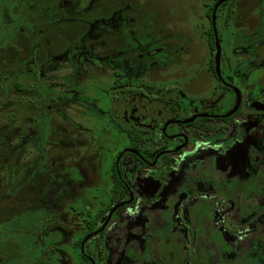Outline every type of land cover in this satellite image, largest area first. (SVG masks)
I'll return each mask as SVG.
<instances>
[{
	"label": "flooded vegetation",
	"instance_id": "1",
	"mask_svg": "<svg viewBox=\"0 0 264 264\" xmlns=\"http://www.w3.org/2000/svg\"><path fill=\"white\" fill-rule=\"evenodd\" d=\"M9 1L0 11V52L7 54L0 64L11 61L15 67L0 70V216L12 219L11 211L22 209V217L7 225L19 233L28 256L34 254L32 264H264L260 149L248 148L254 172L245 180L233 166L219 168L215 155L190 163L187 155L175 187L146 175L189 150L190 132L264 126V86L257 83L247 93L239 81L255 64L241 72L223 63L217 16L233 0L203 2L211 22V97L170 81L167 69L188 48L130 2L105 10L99 0H25L24 6L22 0ZM260 41L241 44L257 65L264 64ZM14 94L22 95L26 112L21 124ZM52 116L71 130L70 139H59L75 150L66 164H55L65 154L52 164L47 160ZM154 129L163 142L148 154L145 137ZM33 179L40 181L42 196L54 186L58 199L71 194L75 201L67 208L46 205L47 211L30 216L25 210ZM6 226H0V244L10 235ZM14 247L7 243L0 251L9 255Z\"/></svg>",
	"mask_w": 264,
	"mask_h": 264
},
{
	"label": "rangeland",
	"instance_id": "2",
	"mask_svg": "<svg viewBox=\"0 0 264 264\" xmlns=\"http://www.w3.org/2000/svg\"><path fill=\"white\" fill-rule=\"evenodd\" d=\"M5 1L6 0H0V11L1 7H5L3 6ZM31 1L36 5H40V2L39 4L35 3L39 0ZM205 1L212 4L214 0H99L97 5L98 3H101L105 10H112L124 2H130L141 12L148 13L146 14L147 17L154 20L156 24L159 23L161 29L164 31L167 29L168 32L173 33L174 37L188 48V55L184 56L185 59L182 57L179 64L175 63L176 66L167 69L170 81H177L192 94L211 97L210 91L212 90L213 82L215 81L213 77L210 76L207 69V62L210 58V54L206 31L210 27L211 22L205 15V7L203 5V2ZM8 2L10 1L8 0ZM24 2L25 0H22V6H24ZM150 12H152L154 16L149 14ZM228 14L233 15H229V17ZM217 20L221 34L223 63L225 65L229 64L231 69L237 71L241 69V72H244V70L249 68L251 64H255L253 67L254 72L250 74L251 76L246 75V77H248L246 80L242 79V81H239L247 93L254 89L257 83L259 86H264V64L257 65V60H255L254 63H250V53L252 52L248 53L241 48V44L243 45L247 43L254 45L261 39L260 42L263 48L259 50L257 49V52L260 57L264 56V0H233L219 11ZM139 21H141V18ZM1 24L2 23H0V29L2 27ZM236 47H239V49L241 48V52H235ZM6 55L5 52H0L1 57H5ZM7 67L14 68L15 65L11 61H9L8 64H0V70L7 69ZM223 72L230 73L228 68L224 67V65ZM165 82L167 83V81ZM165 82L162 81L159 83L164 84ZM21 97L22 95L19 96L16 94H14L13 97L15 108L18 106L16 109V115L20 119L19 124L24 122L26 117L25 109L21 103ZM262 98L264 99V95H262ZM228 104L229 102L226 106ZM259 112H264V110ZM182 114L186 115L187 113ZM251 119H253V117H251ZM52 120V124H49L50 127H47L49 134L52 133L49 139L51 145H49L48 142L44 144L46 146V152L48 153V163L52 164L53 158H58V155L60 156L61 154H65L68 158L61 160L55 159V164H59L61 161L65 164L69 163L73 156L71 153L75 152V150L73 147H70L72 145L59 144V139H70V127L61 121L58 123L55 116H52ZM262 121L264 123V119H262ZM48 123L50 122L48 121L47 124ZM252 125L255 126L247 127L244 123H239L238 126L229 125L227 129L219 132L208 129L209 131L201 135L190 132L192 145L189 150H185L181 155L170 156L172 158L170 161L171 164L167 163L168 160H166L157 171H149L150 173L147 172L146 175L149 179H153V176H156L161 184L166 182L165 184L175 187L176 185H173V183H178V178H181L182 176V174L181 176L179 175V170L181 167L186 168V163H184V161L187 155H192L189 158L188 163L192 162L195 158H204L206 156L215 155L220 164L219 168H225L228 170V166L230 168L233 166V169L239 174V177L245 180L252 175L250 173L254 172V168L252 167L253 164L248 157V148L250 146H255L264 153V126H258L256 124ZM174 127L182 129L176 126ZM189 130L192 131V128H189ZM153 132L154 134H146L148 136L145 137L147 140L150 139V141L144 142L145 146L148 147L145 148L147 149L148 154H152L156 151V148L162 145L163 142V137L160 136L159 129H154ZM89 136L90 135L88 134L87 137ZM126 142L128 143V140ZM180 142L181 141H177L176 143L169 142L168 144L174 146L175 144H180ZM30 148L31 152L34 154L39 152L37 149H34L33 144ZM107 148L108 145L105 144V149L102 150V152L107 153ZM81 149L80 146L76 148L77 151L83 153L84 149ZM33 156L34 155L31 154L30 159H32ZM226 158L228 162L226 161ZM229 158H231L230 161ZM149 174L151 175L149 176ZM147 180L148 179H145V182ZM46 181L47 179L45 176L41 182L43 183V187ZM40 186V181L38 182L37 179L35 182L33 179L29 192V208L27 207L25 210V212L28 211L31 214L30 216L37 217L40 209L47 211V209L44 208L46 205L55 208H67L69 207L71 199L75 201L71 194H63L58 199L55 194L54 186L46 187L44 189L45 195L42 196ZM137 187L140 188L139 183L137 184ZM142 193L143 192L141 191V194ZM154 197L155 195L151 198ZM156 197L158 198L159 195H156ZM13 202L15 203L14 199ZM1 207L2 206L0 205V211ZM2 209L4 208L2 207ZM140 209L135 208L136 213L140 211ZM136 213L134 212L133 214L135 215V219H137L136 216L138 215H136ZM140 216L143 215L140 214ZM19 217H22V209L16 208L11 211L10 218L12 219L1 221L2 217L0 216V226L3 224L6 226L7 223L9 224L12 220ZM16 224H21V222L17 221ZM5 228L10 235L8 234V239L6 241L4 240L0 245L10 243L17 247H14V252H12V250L8 252L10 253L9 255L0 251V262L3 261L0 264H32L34 254L31 253L30 256H28L27 248L23 249L22 247L23 241L21 240V237L18 236L19 233L14 231V227L12 228L9 225ZM126 229L131 230V228L128 227H126ZM38 232L39 231L37 230L36 233ZM1 240L2 238L0 236V243L2 242Z\"/></svg>",
	"mask_w": 264,
	"mask_h": 264
},
{
	"label": "water",
	"instance_id": "3",
	"mask_svg": "<svg viewBox=\"0 0 264 264\" xmlns=\"http://www.w3.org/2000/svg\"><path fill=\"white\" fill-rule=\"evenodd\" d=\"M222 1H224V0H220L219 2H218V4H220ZM213 23H214V26H215V15H214V17H213ZM215 30H216V26H215ZM220 47V46H219ZM218 47V50H220V48Z\"/></svg>",
	"mask_w": 264,
	"mask_h": 264
},
{
	"label": "trees",
	"instance_id": "4",
	"mask_svg": "<svg viewBox=\"0 0 264 264\" xmlns=\"http://www.w3.org/2000/svg\"><path fill=\"white\" fill-rule=\"evenodd\" d=\"M211 39H212V42L214 43V37H213V35H212Z\"/></svg>",
	"mask_w": 264,
	"mask_h": 264
}]
</instances>
